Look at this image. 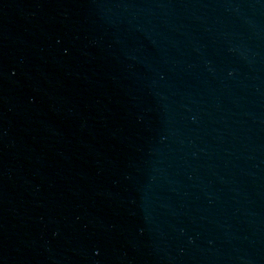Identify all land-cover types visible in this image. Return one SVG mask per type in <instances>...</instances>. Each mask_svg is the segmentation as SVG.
<instances>
[{
    "label": "water",
    "instance_id": "1",
    "mask_svg": "<svg viewBox=\"0 0 264 264\" xmlns=\"http://www.w3.org/2000/svg\"><path fill=\"white\" fill-rule=\"evenodd\" d=\"M0 264H264V0H0Z\"/></svg>",
    "mask_w": 264,
    "mask_h": 264
}]
</instances>
